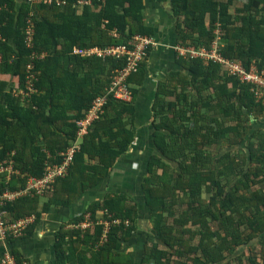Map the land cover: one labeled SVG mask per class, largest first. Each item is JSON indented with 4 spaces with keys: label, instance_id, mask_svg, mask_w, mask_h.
<instances>
[{
    "label": "trees",
    "instance_id": "trees-1",
    "mask_svg": "<svg viewBox=\"0 0 264 264\" xmlns=\"http://www.w3.org/2000/svg\"><path fill=\"white\" fill-rule=\"evenodd\" d=\"M78 1L35 8L29 0H0V161L15 160L12 188L42 176L47 163L62 162V152L78 137V121L97 97L107 99L54 190L6 206L14 218L35 215L25 235L52 206L69 205L110 176L135 139L133 99L109 93L114 71L126 60L76 54L74 48L131 46L138 33L155 36L145 0H92L84 6ZM171 5L174 15L183 16L177 43L211 47L220 25L223 54L247 69L264 70V0H171ZM33 8L35 39L29 47L25 30ZM145 60L129 77L133 97L134 84L145 80ZM178 61L184 69L161 80L153 104L158 153L148 162L143 189L156 233L147 236L137 264H264V99L219 62L182 56ZM31 62L37 91L24 99L14 87L26 85ZM98 210L122 223L112 225L96 246L104 233V224L96 222ZM88 212L92 227L56 233V264H135L133 250H127L138 229L135 201L108 195L75 221ZM257 237L253 251L236 253ZM11 251L24 264L22 253Z\"/></svg>",
    "mask_w": 264,
    "mask_h": 264
},
{
    "label": "crops",
    "instance_id": "crops-1",
    "mask_svg": "<svg viewBox=\"0 0 264 264\" xmlns=\"http://www.w3.org/2000/svg\"><path fill=\"white\" fill-rule=\"evenodd\" d=\"M145 5L147 24L154 28V35L160 44L151 49L145 60V80L134 84L137 88L133 97L136 107L135 123L132 125L135 139L130 149L118 158L110 176L76 196L69 205H54L49 211L44 212L31 234H26L13 243L0 241V258L5 250L16 248L24 256V264H56L55 242L59 229L62 227L72 229L76 223L87 222L85 218L79 222L75 220L83 216L90 204L114 194L128 195L138 207L136 240L127 244V250L134 252L135 264L141 259L147 236L156 233L153 211L147 204L143 182L148 175L147 165L151 156L158 153L153 136L155 130L153 104L158 85L170 73L184 69L172 47L177 43L178 23L183 20V16L179 18L174 15L171 0H145ZM46 197L42 198V202ZM102 212L98 210V215L101 216ZM94 224L93 222L80 228L88 229ZM259 240L257 237L249 243L242 244L236 253L253 251ZM97 244L98 242L96 246H99L102 242Z\"/></svg>",
    "mask_w": 264,
    "mask_h": 264
},
{
    "label": "built area",
    "instance_id": "built-area-1",
    "mask_svg": "<svg viewBox=\"0 0 264 264\" xmlns=\"http://www.w3.org/2000/svg\"><path fill=\"white\" fill-rule=\"evenodd\" d=\"M36 8V5L46 4L51 5L53 3L57 5L67 4V0H29ZM104 1V0H101ZM78 5L84 6L87 4H93L92 0H79ZM30 12L27 27L25 30L26 43L29 47L34 46L35 39V21L34 15L36 9ZM114 34L116 30L113 31ZM217 37L212 42L211 47H195L193 45H183L175 43L172 45L177 57L184 58H202L204 60H212L223 64L226 69L234 74L238 75L241 81L251 84V90L255 94L258 100L264 99V70H260L256 65H252L247 69L242 62L234 61L226 57L221 48L223 43L221 41V27L216 29ZM3 36L0 34V41L3 40ZM160 44L156 36L136 34L133 37V45L118 44L110 45L107 47L93 46L80 48L75 47L74 53L81 55H98L99 57L114 56L117 58H124L125 65L114 71L112 81L109 87V93L113 94L116 99L122 101H131L133 99V92L131 84L129 83L130 75L137 71L141 63L146 59L148 50L151 47H157ZM44 55V54H43ZM35 67V63L28 64L29 76L25 86L16 84L14 87V93L17 96H22L24 99L28 98L32 93L37 91L34 86V80L37 79L34 73H32ZM107 99L104 96L97 97L90 110L86 113L85 117L78 121V137L74 143H72L64 152L63 161L60 163H47L45 172L42 176H29L25 185H19L17 188L11 187V181H13V175L15 173V160L12 157H8L0 161V241L9 242L10 238L22 237L25 235L28 227L35 222V215H29L20 218H14L7 205L24 196H34L36 194L45 195L55 188L56 181L60 177H64L68 174L70 166L74 162L76 153L81 149V139L89 131L92 124L102 116L105 112V105ZM14 154V153H13ZM18 172V171H16ZM107 213V211H106ZM96 222L104 224V233L101 236V242L107 239L108 232L112 225L122 223L121 218H111L112 214L108 213L109 218H105L104 211ZM84 220L87 222H79L74 224V227H86L90 223H93L92 213L88 212ZM128 224V220L126 221ZM0 264H18L16 256L12 253L11 249H7L3 252L0 258Z\"/></svg>",
    "mask_w": 264,
    "mask_h": 264
},
{
    "label": "rangeland",
    "instance_id": "rangeland-1",
    "mask_svg": "<svg viewBox=\"0 0 264 264\" xmlns=\"http://www.w3.org/2000/svg\"><path fill=\"white\" fill-rule=\"evenodd\" d=\"M257 126H259V124H257ZM262 126H264V119H263V121H262ZM216 146H217V145H216ZM216 146L213 147L214 150H215ZM224 148L227 150L228 146L225 145ZM225 149H224V150H225ZM214 150H212V151H214ZM85 217H86V215H85Z\"/></svg>",
    "mask_w": 264,
    "mask_h": 264
}]
</instances>
